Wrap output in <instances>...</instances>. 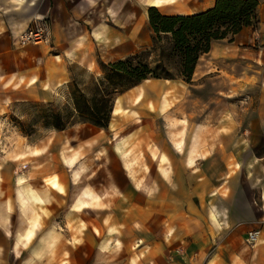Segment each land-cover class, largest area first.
<instances>
[{"label": "crops", "instance_id": "obj_1", "mask_svg": "<svg viewBox=\"0 0 264 264\" xmlns=\"http://www.w3.org/2000/svg\"><path fill=\"white\" fill-rule=\"evenodd\" d=\"M148 1L0 0V116L16 102L66 99L74 62L89 67L96 56L109 62L133 53L141 34H151V5L189 14L216 2ZM259 1V21L233 40L213 39L191 80L151 77V111L136 109L119 121L115 101L107 126L83 120L85 138H76L75 126L62 128L67 136L51 143L50 161L26 159L16 175L2 172L4 182L19 181L9 202L0 199V264H264V152L241 166L231 138L205 145L189 140L184 123L180 138L165 136L158 124L163 114L176 113L171 110L183 97L177 88L192 92L204 85L200 76L231 70L225 60L232 51L243 57V86H259L264 104ZM39 16L49 21V43L18 44L16 35ZM112 51L119 54L109 57ZM218 120L214 134L236 133L235 115ZM253 123L264 133L263 107ZM107 129L121 136L109 144ZM200 133L197 120L190 136ZM256 228L250 242L248 231Z\"/></svg>", "mask_w": 264, "mask_h": 264}, {"label": "rangeland", "instance_id": "obj_2", "mask_svg": "<svg viewBox=\"0 0 264 264\" xmlns=\"http://www.w3.org/2000/svg\"><path fill=\"white\" fill-rule=\"evenodd\" d=\"M148 3V0H141V4ZM157 7L162 12L176 9L167 8L162 4ZM152 34V28L151 34H141L139 45L133 53L151 50L153 43ZM107 46L111 49L114 48V46H109V44ZM117 54L119 53L112 51L109 57ZM147 58L151 60V54H148ZM92 61H90L89 67L77 62L71 65L72 76L68 83V97L66 99L22 101L9 104L4 108L2 116H0V199H7L9 202L11 191L17 189L15 187L19 181L18 177L16 178V183L4 182L1 177L3 171L10 170L16 175L15 170L18 169L20 161L35 157L51 160V152L56 150V146L51 148V143L59 144L67 136L66 131H60L62 128H57L53 124L54 122L63 123L66 127L75 126L72 129L75 130L73 133H75L76 138L88 136L87 132L81 128V126L85 125L82 124L83 119L74 105L73 95L74 92L78 94V88L86 91L93 80L103 76L105 71L102 62L108 61L97 56L94 60L95 64ZM202 61L206 62L207 60L204 58ZM225 62H230L234 67L231 70L225 69L221 72L216 71L200 76V80L204 81V85L191 87L193 89L192 92H187L186 90L181 92V88H177V91L183 97L174 104V108L171 110L176 113L168 112L163 114V117L158 120V124L163 128L161 133H165V136L180 138L182 131L177 129L181 126V123H184L188 127L186 134H188L189 140L193 138L195 141L198 138L197 140L205 145L219 141L221 146H223L222 144L227 142V138H231L236 149L238 161H241L242 166L243 159H255L256 155L264 152V133H261L262 130L259 125L253 123V120L259 116L260 108H264V104L260 100L259 86L244 87L242 84L245 74L243 57L239 61L238 56L232 51L227 55ZM213 65L212 62L211 68ZM252 71L255 72L254 69ZM218 73L221 75H217ZM115 101L118 105L115 108L120 110V113L115 115L120 117L119 121L124 120L125 118L123 117L127 116V113L136 109L141 108L146 112L151 111V77L142 80L137 87L118 93ZM228 113H232L236 117L235 124L238 127L236 133L230 136L214 134L211 128L218 125V117L221 120ZM177 117H182L183 119ZM144 119L138 116L137 121L142 123ZM197 120L202 121L204 134L200 133L199 135L193 134V136H190V127L195 125ZM255 126L257 130H247ZM111 131L110 129L104 131V135L108 136L105 142L109 144L113 141V135H115V140L117 136H121L120 132L112 135ZM58 133L63 135H57ZM36 145H39V147H36ZM22 154H25L23 155L25 158L21 159L20 156ZM65 155L66 152H62V156L64 157ZM141 156L145 158L146 152H142ZM106 157L108 160L111 159L110 150L106 152Z\"/></svg>", "mask_w": 264, "mask_h": 264}, {"label": "trees", "instance_id": "obj_3", "mask_svg": "<svg viewBox=\"0 0 264 264\" xmlns=\"http://www.w3.org/2000/svg\"><path fill=\"white\" fill-rule=\"evenodd\" d=\"M259 4V0H216L209 9L189 14H167L151 5V50L102 62L103 76L93 80L86 91L78 88V94L74 92L73 101L80 116L107 126L118 93L149 77L191 80L200 56L209 51L213 39L233 40L245 25L259 21ZM53 124L66 127L63 123Z\"/></svg>", "mask_w": 264, "mask_h": 264}, {"label": "built area", "instance_id": "obj_4", "mask_svg": "<svg viewBox=\"0 0 264 264\" xmlns=\"http://www.w3.org/2000/svg\"><path fill=\"white\" fill-rule=\"evenodd\" d=\"M20 45L42 44L50 41V24L46 17H35V19L16 35ZM259 228L248 231L250 242H255L259 235Z\"/></svg>", "mask_w": 264, "mask_h": 264}, {"label": "bare ground", "instance_id": "obj_5", "mask_svg": "<svg viewBox=\"0 0 264 264\" xmlns=\"http://www.w3.org/2000/svg\"><path fill=\"white\" fill-rule=\"evenodd\" d=\"M161 2V1H160Z\"/></svg>", "mask_w": 264, "mask_h": 264}]
</instances>
